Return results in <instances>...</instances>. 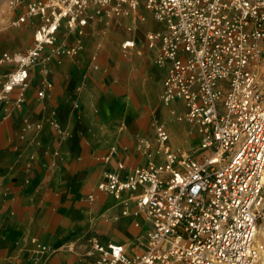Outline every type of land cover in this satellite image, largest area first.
Listing matches in <instances>:
<instances>
[{
    "label": "built area",
    "instance_id": "built-area-1",
    "mask_svg": "<svg viewBox=\"0 0 264 264\" xmlns=\"http://www.w3.org/2000/svg\"><path fill=\"white\" fill-rule=\"evenodd\" d=\"M141 5L165 26L147 35L149 46L158 47L156 61L169 63L163 100L183 99L176 119L185 118L198 141L189 149L173 147L167 128L157 125L155 140L136 148L162 161L125 175L118 163L105 174L96 187L115 198L129 194L136 213L150 222V243L129 254L123 244L87 238L92 264H253L263 247L257 237L264 214V0H27L13 24L37 18L33 42L1 55L15 67L0 86V100L17 87L15 103L23 102L29 68L45 48L62 51L60 28L128 13L145 20ZM36 248L50 252L40 243Z\"/></svg>",
    "mask_w": 264,
    "mask_h": 264
},
{
    "label": "crops",
    "instance_id": "crops-1",
    "mask_svg": "<svg viewBox=\"0 0 264 264\" xmlns=\"http://www.w3.org/2000/svg\"><path fill=\"white\" fill-rule=\"evenodd\" d=\"M26 1L9 5L0 21V86L15 67L1 55L33 42L37 18L13 24ZM139 12L145 20L128 13L60 28L62 51H42L29 68L23 102L15 103L17 87L0 100V264H92L87 238L123 244L129 254L149 245L150 222L129 194L115 198L96 186L118 163L125 175L162 161L136 148L155 140L157 125L167 128L173 147L195 146L198 134L185 118L175 119L183 113L181 97L163 100L169 63L156 61L158 47L147 35L165 26L142 5ZM128 38L134 46L124 48ZM72 45V53L63 50Z\"/></svg>",
    "mask_w": 264,
    "mask_h": 264
},
{
    "label": "rangeland",
    "instance_id": "rangeland-1",
    "mask_svg": "<svg viewBox=\"0 0 264 264\" xmlns=\"http://www.w3.org/2000/svg\"><path fill=\"white\" fill-rule=\"evenodd\" d=\"M9 2H10V0H0V21H2L1 19H3L4 16H6V13L11 11L9 8L10 7ZM11 21H12V16L9 18V22H11ZM189 126H190V124L188 123V128H189ZM258 227L259 228H258V237L257 238L260 241V243H262L263 247L261 248L259 257L257 258V260L253 264H264V214L262 215V217L259 221ZM259 231H260V233H259Z\"/></svg>",
    "mask_w": 264,
    "mask_h": 264
},
{
    "label": "bare ground",
    "instance_id": "bare-ground-1",
    "mask_svg": "<svg viewBox=\"0 0 264 264\" xmlns=\"http://www.w3.org/2000/svg\"><path fill=\"white\" fill-rule=\"evenodd\" d=\"M261 231V230H260ZM260 231H259V233H260ZM263 233V232H262ZM257 260V259H256Z\"/></svg>",
    "mask_w": 264,
    "mask_h": 264
}]
</instances>
